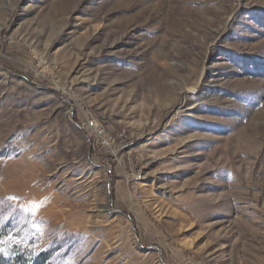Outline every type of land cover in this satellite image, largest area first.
<instances>
[{"label": "rangeland", "instance_id": "1", "mask_svg": "<svg viewBox=\"0 0 264 264\" xmlns=\"http://www.w3.org/2000/svg\"><path fill=\"white\" fill-rule=\"evenodd\" d=\"M264 264V0H0V264Z\"/></svg>", "mask_w": 264, "mask_h": 264}, {"label": "trees", "instance_id": "2", "mask_svg": "<svg viewBox=\"0 0 264 264\" xmlns=\"http://www.w3.org/2000/svg\"><path fill=\"white\" fill-rule=\"evenodd\" d=\"M41 261H44L42 258H38L37 260L33 261V264H39Z\"/></svg>", "mask_w": 264, "mask_h": 264}]
</instances>
